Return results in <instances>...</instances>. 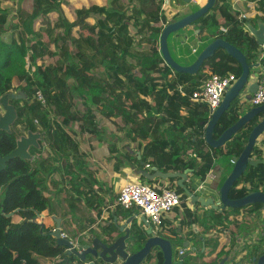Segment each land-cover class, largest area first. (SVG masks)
Wrapping results in <instances>:
<instances>
[{"label": "trees", "instance_id": "trees-1", "mask_svg": "<svg viewBox=\"0 0 264 264\" xmlns=\"http://www.w3.org/2000/svg\"><path fill=\"white\" fill-rule=\"evenodd\" d=\"M6 1L0 0V94L19 86L32 97L30 103L24 102L17 109L20 125L17 133L29 125L31 130L42 134V140L40 148L32 151L33 160L13 158L0 172V264H84L74 254H67L65 247L51 236L55 222L48 225L36 220L37 214L54 212V200L63 208L61 225L77 224V231L67 235L73 240L77 238L82 217L87 236L102 237L115 230L114 218L127 219L138 211L135 206L125 209L117 204L108 221L100 218L105 193L96 186L101 187L102 183H98L95 169L88 165L80 142L85 141V135L99 142L103 140L105 128L99 126L102 118L114 125L116 131L123 132L108 145L110 157H115V171L119 169L118 163L133 165L136 171L145 170L147 164L167 172L187 169L185 185L194 191L200 182H207L209 172L219 174L221 169V177L211 184L216 189L220 187L231 169L230 158L244 149L254 124L241 128L223 146L212 148L203 137L207 107L192 100L191 93L202 83L203 76L206 79L212 74L233 73L238 78L241 67L234 58L219 48L204 60L196 74L173 71L160 55L159 36L163 26L178 14L174 12L168 19L162 8L163 0L93 3L76 8L73 20L65 16L52 20L49 16L54 7L66 0H32V12L35 18H41V24L30 33L25 31L24 20L29 13L19 7L21 0H14L16 14L10 22L12 9ZM243 1L254 3L261 14L242 17L228 0H216L207 13L191 24L200 32V45L195 53L186 52L184 59L179 58L172 48V37L183 30L169 35L168 48L173 59L189 65L207 44L219 37L245 55L250 74L262 71L264 45H258L246 26H255L258 19L264 22V0ZM175 3L181 4L183 0ZM197 9L198 6L192 7V11ZM220 27L226 31L221 32ZM6 31L10 33L9 41L2 37ZM203 31L206 33L202 34ZM142 42L153 59L150 65L141 63L144 54L138 48L143 47ZM37 91L45 97V106L34 98ZM241 105L239 96L222 114L213 131L215 138L237 120ZM0 133V154H5L13 145V137ZM126 139L134 143L139 159L129 152ZM43 141L45 148H41ZM250 157L264 160V134L258 136ZM169 181L180 196V206L173 210L179 218L178 226L165 217L157 232L175 243L177 254L186 249L181 234L184 227L194 223L202 226L200 235L193 237L194 245L197 243L198 250L208 248V251L196 249L193 258L203 257L215 253L221 235L232 227L237 234L250 230L255 226L252 214L257 217L262 214V204L258 202L243 208L228 207L222 211L208 208L199 212L201 207H189L183 189L174 180ZM253 190L264 192V163L249 165L234 183L229 197H242ZM242 209L245 213L240 222L234 216L229 218ZM11 212L13 215L5 216ZM14 217L19 220L14 221ZM261 220L264 222V217ZM87 224L94 227L86 228ZM130 230L134 240L131 251H136L144 242L145 228L134 220ZM229 240L234 247L236 236L231 234ZM231 247L228 251L220 248L212 264L228 257ZM244 249L246 254L242 258L236 259L234 254L228 257L227 264H253L251 257L264 252V226L258 239L245 243ZM151 261L161 264L158 249L152 250L145 264Z\"/></svg>", "mask_w": 264, "mask_h": 264}, {"label": "water", "instance_id": "water-1", "mask_svg": "<svg viewBox=\"0 0 264 264\" xmlns=\"http://www.w3.org/2000/svg\"><path fill=\"white\" fill-rule=\"evenodd\" d=\"M164 1L165 4H168V0ZM183 1L186 3L191 2V0ZM215 2L216 0H206L197 10L191 11L174 20H169L163 26L159 36V51L164 62L173 71L188 74H196L204 60L213 56L219 48L223 49L238 62L241 67V73L230 86L226 87L219 106L207 118L203 137L207 145L212 148H218L223 146L241 128L249 123H253L254 125H252L249 131L245 147L238 156H233L234 163H232L231 169L222 181L220 187L218 189H209V195L207 197L203 196L202 190L197 189V187L194 191L186 187L187 169L183 172H167L152 167L149 171L139 169L137 174L149 183L155 179L166 180L176 178V184L183 189L194 209L196 205H199V207L204 209L211 208L222 211L228 207L243 208L258 202L262 204L261 208L264 211V192L261 190L250 191L246 195L238 198L229 197V192L234 183L244 174L249 165L256 166L259 163H264V160H255L250 157L258 136L264 131V103L258 106H251L245 103L250 100L252 93L256 90L258 86L257 80L247 86L246 95L244 96L245 101L242 100L240 115L237 120L224 129L217 138L213 136L214 128L222 114L237 97L240 96L241 98V91L248 82L250 65L247 63L245 55L226 40L217 37L201 50L191 64L181 65L173 59L168 48V37L170 34L183 30L186 26L192 24L200 16L207 13L214 6ZM246 27L256 39L258 45H264V22L258 19L256 26L247 24ZM13 96L11 93L0 96V106L4 109V113L0 115V130L9 131V124L16 118L15 109L12 105L8 104V98ZM40 140H42V134L40 132L32 133L29 131L27 136H22L17 140L14 149L4 156L0 155V172L5 168L6 163L13 158L19 157L25 160H32L29 148H40ZM216 201H219V203L217 204ZM11 215H13V212L5 214L6 217ZM37 216L42 217L43 214H37ZM52 217L55 222V227L51 232V236L55 238L58 245L65 247L67 254H74L84 264H96L99 262H107L109 264H145L147 257L153 249L160 251L162 257L161 264H212L214 261V258L212 260H204L203 257L191 258L192 250H188L183 254H177L175 243L155 231L143 215H141L138 223H141L145 228V238L142 246L136 251H131L134 240L131 236L130 226L136 218L134 214L129 216L123 223H119L117 218H114L113 224L115 230L109 235L87 237L85 240H82V243L78 242L76 245L69 238L61 236V219L63 217H56L54 215ZM183 246L185 248L188 247V243L184 242ZM227 259L228 257L224 256L216 264H227ZM251 261L253 264H264V252L260 255H253ZM150 263L153 264V261Z\"/></svg>", "mask_w": 264, "mask_h": 264}, {"label": "crops", "instance_id": "crops-1", "mask_svg": "<svg viewBox=\"0 0 264 264\" xmlns=\"http://www.w3.org/2000/svg\"><path fill=\"white\" fill-rule=\"evenodd\" d=\"M100 1H102V3L100 5H105L107 2V0H100ZM228 1L230 2L232 8L240 10L241 15L245 14L246 17L250 18V17H254L256 14H261V13L257 12L255 6H246L250 10L249 13L245 12V10L241 6H234L235 4H238L239 1H243V0H228ZM205 2H206V0H191V2H189V3H186L183 1V3H181V4H176L175 0H168V4H165V1L163 0L162 6H169L170 7V9L167 12L166 11L164 12V14L169 19L173 16L174 12H177V14H178L177 18H179L180 16H183L185 14L190 13L192 11L193 6L200 7ZM93 3L99 4L94 0L91 4H93ZM256 25H257V21H256ZM191 31H192L191 34L187 33V32H191ZM205 33H206L205 31L202 32V34H205ZM185 35L188 36L187 41L184 42L183 45H179V43L183 40V37ZM199 45H200L199 29H195V27H193L191 24L186 26L180 34H177L174 37H172V48L174 50V53L181 59L185 58V55H187L186 52L191 53V54L196 52L195 51L192 53L190 50V47L196 48V50H197ZM183 49H184V52H183ZM253 68L257 69L258 67L254 66ZM263 69H264V67L262 68V70ZM260 72L258 70H254L253 72H251V74L249 73L248 82L244 86V89L241 91V100L245 101L244 96L246 95L247 86L250 83H252L253 81H256L257 76ZM245 103H247V105H250V103H248L247 101ZM99 126L105 128V132L103 134V140L99 142L96 139H91V137L89 135H85V143L80 142V148L86 153V156H87L86 159H87L88 165L92 169H95V171H96L95 174H96V178L98 180V183H102L101 187L98 184L96 186H98L100 188V190L105 193V195H104L105 201H104V206L102 209V211H104V212L101 214H103L105 217L104 221L105 220L108 221V216L114 211L115 205H117L115 199L117 197L118 190L128 182H132V181L137 180V179L142 180L143 178L137 174L138 170L136 171V169L133 165H128L126 167V166H123L122 163H118V166H119L118 171H115L113 169V166L115 165L116 161H115V157H110L108 145L110 143H112L113 141H115V138L120 136V134L115 130V127L113 125H111L104 118H102L101 122H99ZM179 137L180 136L177 137L178 140H180V138H181V137L180 138ZM125 143L128 145L127 148L129 150V152L133 155H136L137 159H139L140 158V156L138 158L139 151H137L133 147L134 143L132 141H130L129 139H126ZM130 147H132L133 150ZM114 154H116V153H114ZM188 157H189V154H188ZM125 163L128 164L127 161ZM151 168H152L151 166H149V168L145 167V170L149 171V170H151ZM218 170H219L218 171L219 174L215 173L214 170L207 174V176H208L207 182H204L205 187H204V189H202V195L203 196L207 197L209 195V189L214 188L211 186V184L217 182V178L219 179L221 177V175H220L221 169H218ZM187 174H189V171ZM211 175L213 176V178H210ZM169 180H174L176 182L177 179L175 178V179L153 181L150 184H152L155 187H162L163 185L170 184ZM143 181L147 182L144 179H143ZM53 202H54V212H53L54 214L53 215L56 217L62 216L63 215L62 214V212H63L62 206L59 205L55 200ZM186 203L189 207H191L189 200H187ZM58 206H59V208H58ZM205 210L206 209H204V208H200L199 212H203ZM263 212L264 211L262 210V214L260 215L261 217H264ZM244 213H245V210L242 209L240 211V213H238L237 215L232 214L229 216V218H233V216H234V218L240 222L242 220V216L244 215ZM90 214H94V211H91ZM134 215L136 216L135 220L137 222H139V219L141 217V214L139 213V211L136 210ZM166 217L175 226H178V219L179 218L174 213V211L171 212L170 214H168ZM261 219L258 218L257 216H255L254 214H252V220H253L252 223L255 225V226H253V228H251L248 231H245V232L242 231L241 233L237 234L236 228L232 227V229H230V231L232 233H230V231H228L226 234L221 235L219 238V246L216 249L215 253L211 254V258H216V253H217V251H219L220 248H223L224 251L229 250V248L231 247V243L230 244L226 243L225 242L226 240L224 239V237L228 236V239H229V236H231V234L236 236V243H235L234 247H231V249H230L231 251H230V254L228 257L230 258L232 255L236 254V259H239L240 257L242 258L246 254V250L244 249V244L249 243L250 238L252 241H255L256 239H258L260 231L262 230V228L264 226V223L261 222L262 221ZM62 220H63V218L61 219V224H62ZM125 220L126 219H122L121 216H118V218H117V221L119 223H123ZM90 227H94V225L87 224L86 228H90ZM95 228H97L95 230H96V232H98L99 231L98 227L95 226ZM189 231L191 233L187 234V232H189ZM201 231H202V226H199L195 223L192 224L190 227H184L181 230V234L184 237L185 242L188 243V247H186L185 252L188 250L189 251L192 250V252H193L191 255V258L195 255L194 254L195 253L194 252L195 247L198 246V248H199V245L197 243L194 245L195 241L193 240V237L199 236ZM229 242H230V240H229ZM206 250L208 251V248Z\"/></svg>", "mask_w": 264, "mask_h": 264}, {"label": "built area", "instance_id": "built-area-1", "mask_svg": "<svg viewBox=\"0 0 264 264\" xmlns=\"http://www.w3.org/2000/svg\"><path fill=\"white\" fill-rule=\"evenodd\" d=\"M162 8L164 9V12H167L170 9L169 6H163ZM241 16L246 17L245 14H242ZM220 31L225 32L226 29L220 27ZM186 41L187 38H184L179 45H183ZM190 50L193 53L196 51V48L190 47ZM235 80L236 77L233 73H229L226 76L212 74L206 79H203L199 87L191 93V99L204 104L207 107V116L209 117L210 114L219 106L226 87L230 86V84H232ZM256 80L258 82V86L252 93L249 100L251 106H258L264 103V69L258 74ZM36 95L38 102L42 106H45L46 99L43 94L40 91H37ZM46 146V143L43 141L42 148H45ZM192 156V154H189V157ZM230 163H234L233 157L230 158ZM145 167L149 168V165L147 164ZM210 178H213V176L211 175ZM204 187V182L197 185V189L199 190L204 189ZM216 203L218 204L219 201H216ZM116 204L126 209L135 206L139 213L147 218L154 230L159 231L163 223V218L173 212L175 207L180 206V196L173 189V187H171V184H166L162 187H155L148 182L137 179L126 183L118 190ZM103 212L104 211H102V213ZM101 218V220L104 221L105 217L103 214ZM61 236L67 237V234L61 230ZM87 237L88 236H86V238ZM69 239L74 245L79 242L78 238H75L74 240L71 238ZM224 239L226 240V243H229L228 236H225ZM179 254H183V251L180 250ZM96 264L109 263L99 262Z\"/></svg>", "mask_w": 264, "mask_h": 264}, {"label": "rangeland", "instance_id": "rangeland-1", "mask_svg": "<svg viewBox=\"0 0 264 264\" xmlns=\"http://www.w3.org/2000/svg\"><path fill=\"white\" fill-rule=\"evenodd\" d=\"M97 3L101 4L102 1L100 0H94ZM93 2V0H66V2L64 4H61L60 6H56L54 7L53 10H51L49 12V16L51 17V19H55L57 16H65L66 18H68L69 20H73L75 18L74 15V10L76 8L79 7H87L89 6L91 3ZM32 0H21V3L19 4V7L21 8V10L26 11L27 13H29V16H27L24 20V24H25V31L26 33H30L31 31L37 29L39 27V25L41 24L40 21V17H36L35 18V14L32 12V6H31ZM5 4H8V6H11L12 12L9 15V22L10 20H12L13 16H15V12H16V8H17V4H15L14 0H7L5 2ZM234 6H241L245 12H250V10L248 9V7L246 6H255L254 3H247L244 1H239L238 4H235ZM2 37L5 41H9L10 40V33L9 31H6L5 33L2 34ZM142 48H138L139 52L141 51L142 54H144L143 59H142V64L144 65H150L153 62L152 57L149 55L148 53V49L145 46V43L142 42ZM137 49V47L135 48V50ZM184 52V49H183ZM204 78V76H203ZM102 120V119H101ZM114 126V125H113ZM69 130V128H67ZM116 130V129H115ZM124 131V130H123ZM120 135L123 134V132H119L117 131ZM262 134H264V132H262ZM85 143V141H84ZM56 177H58L56 175ZM58 203V202H57ZM57 207V206H56ZM59 208V206H58ZM57 209V208H56ZM63 209V208H62ZM43 216H38L37 217V221L38 222H45L48 225H52V223L54 222V219L52 217V215L54 213H47V212H43L42 213ZM63 214V212H62ZM61 214V215H62ZM63 216V215H62ZM61 217V216H60ZM64 218V217H63ZM258 218H263L261 216H259ZM19 218L18 217H14V221H18ZM262 222V221H261ZM82 225L79 227L80 230L77 233V238H83V240H85V237L87 236L85 234V219L82 217ZM264 223V222H262ZM62 230L65 232V234H67L68 236H70L72 233H74L75 231H77V224H73L71 226H61ZM253 241L250 238V242L246 243L247 244H251Z\"/></svg>", "mask_w": 264, "mask_h": 264}, {"label": "flooded vegetation", "instance_id": "flooded-vegetation-1", "mask_svg": "<svg viewBox=\"0 0 264 264\" xmlns=\"http://www.w3.org/2000/svg\"><path fill=\"white\" fill-rule=\"evenodd\" d=\"M170 19V18H169ZM188 36H184V38H187ZM188 39V38H187ZM6 93H11L12 95H14L13 97L11 98H8V104L9 105H12L13 108L15 109V112H16V118L15 120L9 124V131H4V130H0V132H3V133H6L10 136L13 137V145L11 146L10 150L8 152H6L5 154H0L1 156H4L6 154H8L12 149H14L16 147V143H17V140H19L22 136H27V133L29 131H31L32 133L36 132V131H33L31 130L30 126L27 125L26 128L21 131L20 133H17V130L20 128V125H19V112H18V107H21L24 102H27V103H30L32 101V97L29 96L21 87H15L11 90H8L6 92H4L3 94H6ZM37 93V92H36ZM3 94H0V96H2ZM36 97V100H37V95L35 94L34 98ZM38 101V100H37ZM4 113V109L0 106V115H2ZM1 134V133H0ZM39 144H40V141H39ZM33 149H36L34 147H30L29 148V152L31 153L32 155V160L34 159L35 155H33ZM16 158H19V157H16ZM25 160V159H24ZM10 161V160H9ZM8 161V162H9ZM31 161V160H30ZM7 162V163H8ZM6 163V164H7ZM6 167V166H5ZM86 238V237H85ZM83 240V239H82ZM199 252V251H202L204 253H206L207 250H204L203 249L201 250H198V246L195 247L194 250H196ZM185 251H183L184 253ZM204 260H212L211 258V254H205V256H203ZM215 260V258H214Z\"/></svg>", "mask_w": 264, "mask_h": 264}, {"label": "clouds", "instance_id": "clouds-1", "mask_svg": "<svg viewBox=\"0 0 264 264\" xmlns=\"http://www.w3.org/2000/svg\"><path fill=\"white\" fill-rule=\"evenodd\" d=\"M231 85V84H230ZM225 92V91H224ZM224 94V93H223ZM248 103H249V101H248ZM42 148V147H41ZM101 216H102V214H101ZM101 218V217H100ZM102 219V218H101ZM61 230H62V228H61ZM87 235V234H86ZM81 239H83V238H81Z\"/></svg>", "mask_w": 264, "mask_h": 264}]
</instances>
